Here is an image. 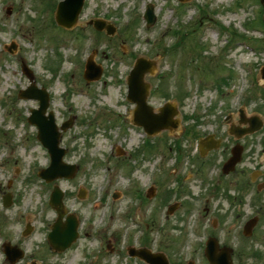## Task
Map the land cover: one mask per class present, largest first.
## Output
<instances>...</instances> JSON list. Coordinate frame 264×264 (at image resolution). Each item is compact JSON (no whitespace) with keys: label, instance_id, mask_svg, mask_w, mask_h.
I'll use <instances>...</instances> for the list:
<instances>
[{"label":"rangeland","instance_id":"obj_1","mask_svg":"<svg viewBox=\"0 0 264 264\" xmlns=\"http://www.w3.org/2000/svg\"><path fill=\"white\" fill-rule=\"evenodd\" d=\"M53 2L0 0V264H11L2 248L5 240L25 250L17 264H86L89 260L92 264H146L130 257L127 245L167 252L172 264L190 260L208 264L199 251L201 237L208 231L224 236L223 241L234 248L235 263L264 264V222L252 240L240 236L241 214L248 213L249 206L237 203L231 207L221 194L223 189L216 195L209 193L214 186L224 185L215 183L217 169L215 174L210 168L199 170L187 158L184 170H179L175 147V138L186 126L212 130L215 115L233 112L237 118L242 105L247 115L264 120L260 74L264 67V4L260 0H86L78 25L63 29L53 23ZM148 3L156 15L151 26L143 17ZM91 18L112 20L116 34H99L87 25ZM221 26L227 29L223 32ZM228 29L246 44L232 42ZM12 41L17 44L14 53L4 47ZM93 49L98 50L94 60L103 66L104 74L101 80L87 83L83 73ZM140 56L156 64L155 73L147 77L151 84L148 102L153 106L174 104L178 109L175 118L182 122L176 131L150 136L151 152L139 134L124 128L130 107L124 81ZM23 62L34 71L37 85L50 91V108L57 122L74 120L63 132L61 145L67 149L65 160L77 163L79 170L72 179H57V185L64 191L67 211L79 219L83 235L61 253L46 241L55 219L48 203L54 182L46 184L34 174L49 164L50 157L37 139V128L27 119L38 101L18 96L30 84L21 69ZM253 140L254 146L245 154L249 170L264 172L260 159L264 156V129ZM185 149L196 159L194 148L190 152L186 145ZM163 154L167 158L158 169L155 161ZM155 172L159 180L155 196L140 198ZM176 174L187 189L181 195ZM80 189L86 192L84 198L79 196ZM164 189L172 191L170 201L164 202ZM8 193H12L13 203L6 207L3 197ZM114 193L118 198H113ZM253 194L254 189L247 197ZM177 200L182 202L179 210L167 216L168 205ZM204 205L210 214L208 226L197 220L189 226L195 209L202 210ZM220 215L226 224L216 223L214 228L210 220ZM27 222L34 229L23 236ZM253 251L261 252V258L252 255ZM179 256L182 262H176Z\"/></svg>","mask_w":264,"mask_h":264},{"label":"water","instance_id":"obj_2","mask_svg":"<svg viewBox=\"0 0 264 264\" xmlns=\"http://www.w3.org/2000/svg\"><path fill=\"white\" fill-rule=\"evenodd\" d=\"M84 0H66L59 5L57 12V21L67 27H72L79 16ZM264 3V0H262ZM149 23H153L155 16L152 7L148 9L145 15ZM94 25L97 29H104L107 26L108 33L113 34L115 28L112 25H106L103 20H95ZM87 69L85 77L88 80L99 78L102 74V68L95 66L93 59L90 58L87 63ZM147 71L151 70V63L144 59H140L137 62L136 68L132 71L130 77V98L137 102V108L134 110L133 118L136 122L143 124L151 134L160 131L167 126L177 127V123L172 121V117L175 114V109L170 105L162 109L161 114H154L150 106L146 104V96L148 93L149 85L144 82V75ZM27 72L31 75L30 71ZM21 97L25 98H38L40 100V108L32 110V115L29 117V121L35 123L39 128L38 138L49 148L52 155V163L48 169H44L41 175L47 180H52L58 176H72L75 173L76 167L67 165L63 162L62 158L65 154V150L59 147L61 132L59 131L55 122L53 112H50L49 116L45 115V112L49 106V93L46 89H39L35 85H31L26 90L20 92ZM72 121L69 120L62 125V129H67L71 126ZM255 128V127H254ZM233 162V161H232ZM62 194L59 188H56L53 194L52 204H57L58 210L62 213ZM10 198L6 204L10 203ZM77 222L69 220L68 225L63 226L60 221L57 222L53 233L51 234V243L58 250H64L71 242L76 238ZM250 230L247 227L246 233ZM57 233V238H56ZM213 242L208 244L207 255L212 264H231L229 260V250L224 249L221 252L217 251ZM6 251L9 259L15 262L23 256V252L18 248L11 246L10 243L6 244ZM132 253L139 254L140 256L148 259L152 264H167L164 257L160 254H151L145 250L135 251Z\"/></svg>","mask_w":264,"mask_h":264},{"label":"flooded vegetation","instance_id":"obj_3","mask_svg":"<svg viewBox=\"0 0 264 264\" xmlns=\"http://www.w3.org/2000/svg\"><path fill=\"white\" fill-rule=\"evenodd\" d=\"M215 128L212 131H203V130H196L198 131L197 135L194 137L187 138L189 144V151L194 148L196 150L197 156L194 157L196 159L191 158L192 163L199 165L198 169L205 171L206 169L210 172L214 173V170L217 169V177L215 178V183H224L220 189H223L221 194L227 197L230 206L237 204V202L243 201L244 196L248 194L249 191L253 189V187H258V183L260 179H264V172H258L257 178L252 176L253 171H251L250 165L247 163L246 153L243 154L241 162L237 165L235 171L231 172L230 174L222 173L223 165L232 155V150L237 144H242L244 152H247L249 148L254 146V135H235L243 132L247 128L246 123L239 122V116L234 118L231 114H226L223 117L221 115L217 116L215 122ZM240 129L239 133H236L235 130ZM234 132V133H231ZM240 136V137H239ZM180 137V135H179ZM201 141L204 143L201 145ZM202 160V161H200ZM198 161V162H197ZM201 165V166H200ZM213 174V175H214ZM212 178L209 177V183L211 182ZM218 185L214 186L210 189L209 193L211 195H216L218 193ZM230 192H233L232 195ZM244 195V196H243ZM223 207L221 208V210ZM208 207L205 206L202 217L205 219L210 214H208ZM234 225H236V216ZM240 216V215H239ZM238 216V217H239ZM257 216L259 217L258 224L263 222L264 219V204L261 205V208L257 210ZM57 218V213H56ZM223 216L220 215L219 218L216 220H210L211 223L215 224H226L223 221ZM216 221V222H215ZM245 222V220L243 221ZM258 226V225H257ZM224 244V243H223Z\"/></svg>","mask_w":264,"mask_h":264}]
</instances>
